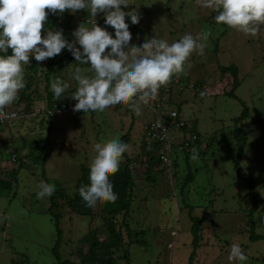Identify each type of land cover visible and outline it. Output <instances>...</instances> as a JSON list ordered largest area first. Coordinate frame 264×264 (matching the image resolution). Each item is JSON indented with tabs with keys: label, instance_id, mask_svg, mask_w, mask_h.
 <instances>
[{
	"label": "rangeland",
	"instance_id": "rangeland-1",
	"mask_svg": "<svg viewBox=\"0 0 264 264\" xmlns=\"http://www.w3.org/2000/svg\"><path fill=\"white\" fill-rule=\"evenodd\" d=\"M129 3L126 8L121 6L122 10H135L140 16L135 25L130 17H125L132 36L130 46L139 47L155 37L171 44L185 34L196 36L203 30L211 31L204 42V54L191 55L186 62L187 74H178L180 83L165 94L168 101L164 102L166 109L180 111L200 134V149L206 150L198 153L197 161L191 159L192 153H175L169 165L157 163L155 174L149 176L153 179L147 180L149 155L143 148V129L152 119V112L143 104L140 115L128 105L118 104L104 112H58L49 118L21 117L1 125L0 179L9 181V185L0 186V264H61L65 259L78 262L82 255H89L90 242L82 240L86 234L110 241L106 230L109 217L99 209V203L92 207L93 215L83 216L66 207V197L59 199L58 211L62 216L57 259L52 251L58 235L48 212L50 199L47 196L38 199L36 193L40 181H44L72 196L81 166L90 167L95 155L93 145L114 138L123 142L127 132L131 138L122 160L130 158L129 168L136 181L125 216L128 229L122 223L121 213L113 218L123 242L111 253L95 250L103 261L111 255L113 264H126L122 255L127 250L129 264H264V25L252 36L217 24L210 16L213 10L201 7L197 0H129ZM94 19L115 38V30L105 24L103 13ZM48 20L53 27L45 24L42 37L48 30H60L68 42H73V32L83 23L90 27L93 17L78 10L74 14L68 11V16L65 12L52 13ZM69 53L65 48L57 55L56 69ZM34 58L29 57L24 75L25 81L32 77L36 82L33 88L37 86L42 94V99L34 103L35 108L45 100L56 77H51L46 87L47 59L38 62L36 72H32L35 69L30 71L28 66ZM68 62L56 70L58 77L69 84L64 95L77 87L71 78L74 69L90 68L72 58ZM231 64L238 69L239 83L234 89L238 98L227 94L232 88V76L219 70V65ZM15 103L17 100L12 105ZM243 107L248 108V114L239 122L246 134L239 165L242 173L251 178L252 188L234 168L237 158L234 120ZM16 108L22 109L23 104ZM37 141L42 142L34 147ZM189 174L192 181H186ZM255 204L251 217L249 213ZM250 222L261 238H250ZM194 224L199 229L193 234ZM233 244L241 246L247 261L228 259ZM90 257L87 263L93 264Z\"/></svg>",
	"mask_w": 264,
	"mask_h": 264
},
{
	"label": "clouds",
	"instance_id": "clouds-1",
	"mask_svg": "<svg viewBox=\"0 0 264 264\" xmlns=\"http://www.w3.org/2000/svg\"><path fill=\"white\" fill-rule=\"evenodd\" d=\"M197 3L217 13L214 18L217 24L248 35L255 36L264 25V0H197ZM129 4V0H0V53H5L0 55V118L9 115L4 109L18 99L26 86L24 66L29 64L30 56L42 62L67 48L80 65H90L87 69L76 67L71 74L77 83L71 95L77 101L73 110L84 113L104 112L124 104L140 115L141 104L155 100L159 89L171 83L173 76L187 74L186 62L194 52L204 54V42L211 31L203 30L196 36L185 34L171 44L155 37L145 40L139 47L130 46L132 36L125 17H130L135 25L140 16L135 10H122L121 6L126 8ZM84 9L89 10L93 20L90 27L84 23L78 26L73 32V42H68L60 30H48L42 37L49 12L56 14L67 10L74 14ZM98 13H103L105 24L115 30V38L97 25L94 17ZM9 49L10 55L7 54ZM190 67L187 63V68ZM50 87L54 98L60 100L69 84L56 77ZM158 126L163 127V124ZM128 148L129 145L119 138L93 145L95 155L89 168L90 183L78 189L86 206L117 200L109 177L119 171ZM191 159H199L195 148ZM39 189L38 199L51 197L56 190L54 184L44 181H40ZM228 259L245 262L248 257L239 244H233Z\"/></svg>",
	"mask_w": 264,
	"mask_h": 264
},
{
	"label": "trees",
	"instance_id": "trees-1",
	"mask_svg": "<svg viewBox=\"0 0 264 264\" xmlns=\"http://www.w3.org/2000/svg\"><path fill=\"white\" fill-rule=\"evenodd\" d=\"M82 11L84 13H86L88 16H91L89 10L84 9ZM99 14L101 15V13H98L97 15L99 16ZM216 14L217 13L215 11H212L210 16H213L215 18ZM65 16H68L67 10L65 11ZM50 17L52 18L51 12H49V14L47 16V21L45 23L48 28L53 27V24L48 20ZM107 50H110V49H107ZM7 54L8 55L11 54V49L8 50ZM56 57H57V55L54 58H48L47 61L45 62V64L47 65L46 72L44 73V80L46 82V87L49 86L50 81H51V77H58L59 76L56 73V70H58L60 68H64V66H67L69 64L68 60H70L71 58L75 60V58L72 56V54L69 53L68 57H64V63L63 64L61 63L60 66H58V68L56 69L55 68V66H57V64L55 62ZM37 65H38V62L34 58L32 64L29 65L28 68L30 71H32L31 68H33V69H35V71H32V72H36ZM219 70L222 73H229L232 76V78H233L232 79V88L227 92V94H229L232 97L238 98L236 96V94L234 93V89L237 87V85L239 83L238 75H237L238 74L237 67L233 64L227 65V66L219 65ZM31 78H32L31 76L30 77L28 76V80L26 81V86L22 92V95L17 99V103H15V106L22 103L23 108L21 109V111L25 112V113L31 112L34 109V103L36 101L42 99V94L39 92L37 86H35L33 88V86L36 84V82L34 80H32ZM201 82H198V83L200 84ZM172 86L173 85L170 86V89ZM192 87H193V85H192ZM75 90H76V87H73L67 95L63 94L61 96L60 100L68 101L69 99H72L71 95ZM194 94L196 95V93H194ZM44 98H45L44 102L46 103V105L48 107L51 106V104L54 101H58L54 98V95H53V92L51 89L49 91L47 90ZM166 101H168V100L166 99ZM247 114H248V108L243 107L241 114L238 115L234 120L235 127L233 129V133H234L235 137L237 138V140H236L237 158L235 160L234 168H235L236 174L243 179L242 181H245L247 186L252 188L251 178L246 177L242 173L240 165H239L242 150L245 146V140H246L245 131L241 128V126L239 125V122L242 121L244 118H246ZM182 131L184 132V134H188L190 132L195 133L197 135V140L195 141L196 144L192 143L191 146L189 145L187 147H183V149H181V150H174V152L172 153V156L177 152L192 153L193 148L197 149L198 153H204L205 152V150H206L205 148L200 149V147H199V145L201 143V137H200V134L198 132H196L194 128L190 127L189 131L186 128H183ZM122 138H123V143L127 144L128 140L130 138L129 132L125 133ZM46 139H47V137L45 138V140ZM240 141H242V142H240ZM40 142H42V141H40ZM40 142L37 141V143H35L34 147L38 146L40 144ZM197 142H199V143H197ZM143 148L145 149L146 155L147 154L149 155L148 160H146L147 166H146L145 171L148 172V176L146 179L152 180L153 178L149 177V176L155 174V170H157V167H155V166L157 163L161 162L160 157H159L161 147L157 142L151 141L149 144H146L145 142H143ZM129 162H130V158L126 157L125 160L121 161L120 166H119V171L115 175H111L109 177L110 181L113 184V191L118 196L117 200L114 203H111V202L99 203V209L101 211H103L105 214H107L109 217V221L107 222V225H106V228H107L106 230H107L110 241H107V240L100 241L98 238H96V236L94 234L88 233L82 237V240L90 242L89 255H82V257L80 258V261H78V262H74V261H71L69 259H65V260L61 261V264H88L87 260H88L89 256H91L90 262H94L93 264H95V263L113 264V257L111 255L109 256V258L106 261H103L101 259V257L95 253V250L98 249L99 251H105L106 253H111L114 248L117 249L120 246V244H122V242H123L121 239V237H122L121 233L119 231H116L114 228V221L115 220H113V218L116 215L121 213L122 223L128 229V224L125 222V220H126L125 216L128 214V211L130 209V204H131L130 203V201H131L130 197H131L132 188H133L134 184H136V181L134 180L133 174L129 168ZM163 166H165V165H163ZM89 168L90 167H86L85 165L81 166L80 177L77 180L76 190L74 191V194L72 196H67L65 194V191L62 189H60V190L56 189L54 194L51 197H49L50 205L48 208V212L55 221L56 233L58 235L57 243L54 245V247L52 249V251L56 255L57 259H59V254H58V243H59V237H60L59 219L62 216V212L58 211V208L61 207V202L59 201V199L66 197V199L64 200L66 207H68L71 211H73L76 214L83 215V216L93 215L92 207L86 206L85 202L82 200V198L79 196V193H78V189L82 185H88L90 183L89 178H88L89 177ZM192 178H193V176L191 174H189V175H187L186 181H192ZM186 181H184V182H186ZM7 185H9V181H5L3 179L2 180L0 179V186L1 187L7 186ZM255 201H257V200H255ZM251 208H252V210H250L249 215L251 214L250 216L252 217V214L256 209V204L254 206H252ZM249 220L252 221V218H250ZM196 222H197V220H196ZM250 223H251L250 238L253 240L256 238H261V235L256 234L253 230L254 229V223L253 222H250ZM197 228L199 229V227L196 224H194V226L191 227V231L193 234L195 232H197L196 231ZM129 232H130V230H129ZM195 241H197L196 237H195ZM124 251L125 252L123 253L122 256H123V258H125L127 260L126 264H129L128 258H127V250H124Z\"/></svg>",
	"mask_w": 264,
	"mask_h": 264
},
{
	"label": "built area",
	"instance_id": "built-area-1",
	"mask_svg": "<svg viewBox=\"0 0 264 264\" xmlns=\"http://www.w3.org/2000/svg\"><path fill=\"white\" fill-rule=\"evenodd\" d=\"M106 51L108 50L106 49ZM179 80V76H173L171 83L161 87L156 99L151 100L146 105L152 112V119L148 122L143 131V139L146 144L153 141L160 145L159 157L162 164L165 166L170 164L169 161L174 150H181L183 147L191 146L192 143L197 140V135L195 133L190 132L184 134L182 131L183 128L189 131L191 126L180 115V112L177 109H166L163 103L166 101L165 94L169 92L170 86L179 84ZM75 103H77V101L74 99H69L68 101L58 100L54 101L51 106L48 107L44 101H40V105L28 113L22 112L21 109L16 108L15 105H10L4 109V112L9 115L0 118V126L21 117L28 118L29 116L43 115L45 118H49L58 112H71L74 111L73 108ZM13 113L14 115H11ZM161 123L163 127L158 126ZM12 160H15L14 155H12Z\"/></svg>",
	"mask_w": 264,
	"mask_h": 264
},
{
	"label": "crops",
	"instance_id": "crops-1",
	"mask_svg": "<svg viewBox=\"0 0 264 264\" xmlns=\"http://www.w3.org/2000/svg\"><path fill=\"white\" fill-rule=\"evenodd\" d=\"M148 124V122L146 123V125ZM146 125H145V127H146ZM145 127H144V129H145ZM144 129H143V131H144ZM130 138H131V136H130Z\"/></svg>",
	"mask_w": 264,
	"mask_h": 264
}]
</instances>
